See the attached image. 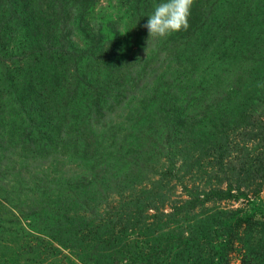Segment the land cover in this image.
<instances>
[{
  "label": "rangeland",
  "instance_id": "374dc122",
  "mask_svg": "<svg viewBox=\"0 0 264 264\" xmlns=\"http://www.w3.org/2000/svg\"><path fill=\"white\" fill-rule=\"evenodd\" d=\"M161 2L0 0V264H264V0Z\"/></svg>",
  "mask_w": 264,
  "mask_h": 264
},
{
  "label": "clouds",
  "instance_id": "9594fccd",
  "mask_svg": "<svg viewBox=\"0 0 264 264\" xmlns=\"http://www.w3.org/2000/svg\"><path fill=\"white\" fill-rule=\"evenodd\" d=\"M194 4L195 0H163L154 5L144 25L150 37L148 42L153 38L163 39L173 33L188 30Z\"/></svg>",
  "mask_w": 264,
  "mask_h": 264
}]
</instances>
